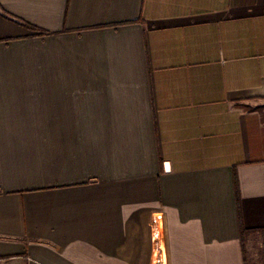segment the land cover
<instances>
[{
	"label": "crops",
	"instance_id": "1",
	"mask_svg": "<svg viewBox=\"0 0 264 264\" xmlns=\"http://www.w3.org/2000/svg\"><path fill=\"white\" fill-rule=\"evenodd\" d=\"M234 176L264 228V0H0V264H154L158 213L245 264Z\"/></svg>",
	"mask_w": 264,
	"mask_h": 264
},
{
	"label": "rangeland",
	"instance_id": "2",
	"mask_svg": "<svg viewBox=\"0 0 264 264\" xmlns=\"http://www.w3.org/2000/svg\"><path fill=\"white\" fill-rule=\"evenodd\" d=\"M247 264H264V233L251 234L245 244Z\"/></svg>",
	"mask_w": 264,
	"mask_h": 264
},
{
	"label": "trees",
	"instance_id": "3",
	"mask_svg": "<svg viewBox=\"0 0 264 264\" xmlns=\"http://www.w3.org/2000/svg\"><path fill=\"white\" fill-rule=\"evenodd\" d=\"M26 27L32 30H37L34 26L30 24H24ZM41 33H45L41 31ZM234 190H235V198H236V209H237V218H238V224H239V232H240V242H241V248L244 256V262L247 264V256H246V250H245V244H246V239L249 235L255 234V233H264V228H246L243 225L242 222V213H241V204H240V195H239V190H238V185H237V179L234 176Z\"/></svg>",
	"mask_w": 264,
	"mask_h": 264
},
{
	"label": "built area",
	"instance_id": "4",
	"mask_svg": "<svg viewBox=\"0 0 264 264\" xmlns=\"http://www.w3.org/2000/svg\"><path fill=\"white\" fill-rule=\"evenodd\" d=\"M152 223L154 225L152 234L156 248V257L154 264H165V244L162 239V232H161L162 214L161 213L156 214L152 219Z\"/></svg>",
	"mask_w": 264,
	"mask_h": 264
}]
</instances>
